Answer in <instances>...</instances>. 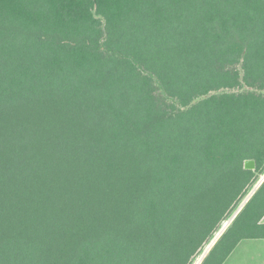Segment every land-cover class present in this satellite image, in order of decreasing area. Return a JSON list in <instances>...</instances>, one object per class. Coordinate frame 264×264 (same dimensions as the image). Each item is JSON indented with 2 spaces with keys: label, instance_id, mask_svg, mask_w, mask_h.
Returning a JSON list of instances; mask_svg holds the SVG:
<instances>
[{
  "label": "trees",
  "instance_id": "obj_1",
  "mask_svg": "<svg viewBox=\"0 0 264 264\" xmlns=\"http://www.w3.org/2000/svg\"><path fill=\"white\" fill-rule=\"evenodd\" d=\"M262 174L264 0H0V264H192Z\"/></svg>",
  "mask_w": 264,
  "mask_h": 264
},
{
  "label": "crops",
  "instance_id": "obj_2",
  "mask_svg": "<svg viewBox=\"0 0 264 264\" xmlns=\"http://www.w3.org/2000/svg\"><path fill=\"white\" fill-rule=\"evenodd\" d=\"M223 264H264V238L240 241Z\"/></svg>",
  "mask_w": 264,
  "mask_h": 264
},
{
  "label": "water",
  "instance_id": "obj_3",
  "mask_svg": "<svg viewBox=\"0 0 264 264\" xmlns=\"http://www.w3.org/2000/svg\"><path fill=\"white\" fill-rule=\"evenodd\" d=\"M245 168L247 169H255L256 168V163L254 160L249 159L246 161L245 163ZM264 183V175L262 176V178L259 180V182L257 183V185L254 187V189L248 194V196L245 198V200L241 203V205L239 206V208L236 210V212L233 214V216L225 223V225L223 226V228L220 230V232L217 234V236L214 238V240L212 241V245L214 246L215 243L222 237V235L226 232V230L229 228V226L232 224V222L236 219V217L241 213V211L244 209V207L246 206V204L250 201V199L254 196V194L257 192V190L261 187V185ZM211 245V247H213ZM210 247V248H211ZM208 250V252L206 253L205 256L208 255L209 251L212 249Z\"/></svg>",
  "mask_w": 264,
  "mask_h": 264
},
{
  "label": "rangeland",
  "instance_id": "obj_4",
  "mask_svg": "<svg viewBox=\"0 0 264 264\" xmlns=\"http://www.w3.org/2000/svg\"><path fill=\"white\" fill-rule=\"evenodd\" d=\"M263 175H264V174L261 175V177L259 178V180L262 178ZM259 180H258V182H259ZM258 182H257V183H258ZM257 183L254 185V187L257 185ZM254 187L252 188V190L254 189ZM252 190H251V191H252ZM251 191H250V192H251ZM230 218H231V217H230ZM230 218H229V219H230ZM229 219H227V220H225V221L223 222V224H222V226L220 227V229L216 232V234H215L214 237L211 239V241H210L208 244H206V245L204 246V248L202 249L201 253L195 258V260L193 261L192 264H196L197 261H199L200 257H201L205 252H206V253L208 252L209 249L207 250V248L209 247V244L212 243V241L214 240V238L217 236V234L220 232V230L223 228V226L225 225V223H226ZM219 240H220V239H219ZM219 240H218V241H219ZM218 241H217V242H218ZM217 242H216V243H217ZM216 243H215V245H216ZM215 245H214V246H215ZM212 246H213V245H212ZM214 246H213V247L210 246V247L213 249ZM210 247H209V248H210ZM211 248H210V249H211ZM212 249L209 251V253L212 251ZM206 253L204 254V257L202 258V260H201V262H200L199 264H203V262L205 261V259H206L207 256L209 255V253H208V255L205 256Z\"/></svg>",
  "mask_w": 264,
  "mask_h": 264
}]
</instances>
